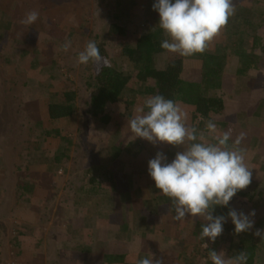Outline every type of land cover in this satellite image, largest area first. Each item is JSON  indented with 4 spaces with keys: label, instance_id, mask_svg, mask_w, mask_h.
<instances>
[{
    "label": "rangeland",
    "instance_id": "374dc122",
    "mask_svg": "<svg viewBox=\"0 0 264 264\" xmlns=\"http://www.w3.org/2000/svg\"><path fill=\"white\" fill-rule=\"evenodd\" d=\"M25 1L0 0V264H98L108 252L148 254L141 247V235L111 239L121 226L115 219L111 222L110 212L119 199L108 182L111 172L119 175L121 168L130 177L131 172L139 174L138 161L133 160L134 151L142 150L137 139L142 125L162 107L154 104V111L143 113L153 99L138 96L140 91L124 98L128 109L119 111L133 113L137 131L119 135L116 124L104 125L89 113L87 82L101 65L117 63L123 46L135 44L148 28L171 32L170 48L182 54L186 80L199 82L202 61L197 51L228 36L226 27L212 21L233 16L232 30L248 37L249 32L245 35L242 31L249 28V21L264 26V0H48L45 11ZM114 24H126L127 35L113 31L110 27ZM6 26L18 29L23 42L9 43L13 32L6 31ZM246 40L251 42V38ZM96 51L104 55L92 62ZM239 62L234 53L226 72L232 82L219 91L225 101V125H217L200 146L195 144L197 160L203 158L202 162L211 158L210 152L205 157L204 153L213 145L210 151L216 150V156L223 157L229 148L225 156L236 159L240 175L226 172L227 185L222 187L223 199L219 201L227 208L223 211L227 216L214 219L209 237L199 244L201 249L188 241L186 229L168 240L179 253H191L193 264H239L234 258L237 227L264 247V193L252 201L239 194L264 192V82H260L264 56L250 70L254 80H247V88L241 86L236 91L240 80L233 74ZM64 91L76 94L75 114L54 122L49 119L47 105L53 99H63ZM165 108L168 113L161 121L162 133L174 143L175 157L184 158V143H194L191 139L195 140L203 127L185 122L192 107L177 103ZM238 135L242 142H236ZM256 137L260 138L258 145ZM245 142H252L253 149H247ZM116 147L126 152V161H132L113 160L110 151ZM146 152L140 154L143 160L159 157L151 149ZM183 158H179L181 162H185ZM224 160L225 169L232 165ZM188 166L196 170L192 163ZM154 172L163 176L159 167ZM92 177L98 181V194L108 196L85 193L93 186ZM142 178L133 191L144 209L160 195L153 191L150 178ZM163 218L156 216L155 231L160 228L155 226L164 224ZM160 236L165 238L163 233ZM256 264H264V257Z\"/></svg>",
    "mask_w": 264,
    "mask_h": 264
},
{
    "label": "trees",
    "instance_id": "16d2710c",
    "mask_svg": "<svg viewBox=\"0 0 264 264\" xmlns=\"http://www.w3.org/2000/svg\"><path fill=\"white\" fill-rule=\"evenodd\" d=\"M25 2L41 11H45V6L48 4V0H26ZM232 17L228 16L219 21H212V23L217 22L225 30L227 28L228 36H224L221 43H214V45H209L208 49L203 50L202 48L197 51L198 57L202 61L199 82L186 80L183 56L177 52L175 47L170 48L173 35L171 32L159 28L154 31H150L148 28L140 34L135 44H125L116 64L101 65L95 76L88 80V88L91 91L89 113L104 125L116 124L115 127L120 128L119 135L137 131L133 127L135 123L133 113L126 114L119 111L120 108L128 109L129 102L126 103L124 98L132 93L138 94L140 91L138 96L143 94L153 99L151 106L147 110H143V113H151L157 104L162 107L161 110L153 112V118L149 123L145 122L142 125V133L137 139L141 142L142 150L134 151L135 159L133 160L138 161L139 174L135 176L131 172L132 176L130 177L129 173L124 174V169L121 168L119 175L111 172L108 182V186L111 187L110 191L115 192L119 199L118 204H114L112 212H110L111 222L115 219L121 226L117 229V234L112 236L115 238L111 239H116L118 235L123 234L141 235L139 239L141 247L143 250L146 249L148 254L126 255L108 252L103 255L101 263L98 264H193L191 253H179L177 246H173L168 240L186 229L188 241L193 242L196 248L199 246L198 249H201L199 244L205 242L207 236L209 237L208 232L215 225L213 224L214 219L217 217L222 219L227 216V212H223L227 208L219 201L223 199L221 189L227 185L226 172H234L237 177L240 175L237 172L236 159L234 156L231 158L225 156L226 151L229 150L227 147L223 157L216 156V150L210 151L215 147L213 145L206 148L204 153L205 157L210 152L208 157L211 158L208 162H202L203 158L197 160L198 150L195 148V144L200 146L202 138H207L213 131H216L217 125H225L222 122L226 114L225 101L223 94L219 91L223 92L226 86L232 82L227 74V68L234 53L240 61L233 74L235 80L237 78L240 80V85L238 82L235 86L236 91L241 86L247 88V80H254V76L250 75V70H254L264 56V26L249 21V28L242 31L245 35L249 32L248 37L239 36L232 30ZM207 25V23L204 24V26ZM200 26L204 27L203 24ZM110 28L115 32L118 31L119 36H125L128 32L126 24L122 26L114 24ZM5 30L13 32L12 40L9 43L16 45L23 42L18 29L6 26ZM140 31L142 30L140 29ZM246 38H251V42ZM25 39L23 38V40ZM103 55V51H96L92 62L100 59ZM263 76L260 78L261 83L264 82ZM232 78L234 79V77ZM75 103L76 94L72 91H64L63 99H53L48 103L49 119L56 122L72 118L75 114ZM177 103L194 109L184 117L185 122L189 124L194 122L195 125L203 127V132L195 140L191 139L194 143L190 142L187 145L184 143L183 149L186 150L185 154L187 155H184L185 162H181L179 159L183 158V155L175 157L173 148H171L174 143L172 144L162 133L161 121L168 113L165 107L166 105L174 107ZM126 127L128 129L125 130ZM177 129L182 130L180 126ZM237 137L236 142H242L241 135ZM251 143L245 142V147L253 149ZM254 143L258 145L260 138L256 137ZM150 149L156 151L159 157L143 160L141 155ZM110 152H114L112 153L113 160L120 158L119 162L122 163L132 161H126L127 154L119 147ZM224 158L232 162V165L226 169L224 168ZM191 163L196 166V170H189L188 164ZM157 167L160 168L161 174L163 173L162 179L159 174L154 172V168ZM143 175L151 179L149 180L153 191L160 195L151 201L153 202L151 206L144 209L138 201L140 197L136 196L133 191L135 182L143 179ZM153 178H156L154 182ZM158 179L164 181L163 184ZM90 183L93 186L85 191L86 194H91L90 196L93 197L108 196L107 194H98L99 186L96 178L92 177ZM164 186L165 189L162 190ZM263 193L258 191L252 194L244 192L239 194L247 201H252L256 195L262 197ZM158 215L160 219L163 216L162 220L165 221L164 224L155 226V229L160 227L155 231L154 223ZM235 230L239 237L234 256L237 263L256 264L262 260L264 247L257 245L256 240L250 237L247 232H239L238 227ZM162 233L165 238L160 236ZM199 239L200 243L197 242ZM206 252L212 254L213 250H206ZM197 257L202 256L197 253Z\"/></svg>",
    "mask_w": 264,
    "mask_h": 264
}]
</instances>
